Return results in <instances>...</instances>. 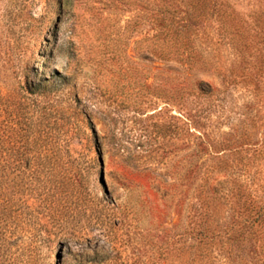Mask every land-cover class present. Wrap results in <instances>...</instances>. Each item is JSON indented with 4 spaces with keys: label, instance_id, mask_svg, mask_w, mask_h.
<instances>
[{
    "label": "rangeland",
    "instance_id": "374dc122",
    "mask_svg": "<svg viewBox=\"0 0 264 264\" xmlns=\"http://www.w3.org/2000/svg\"><path fill=\"white\" fill-rule=\"evenodd\" d=\"M0 97L79 183L0 264H264V0H0Z\"/></svg>",
    "mask_w": 264,
    "mask_h": 264
},
{
    "label": "trees",
    "instance_id": "16d2710c",
    "mask_svg": "<svg viewBox=\"0 0 264 264\" xmlns=\"http://www.w3.org/2000/svg\"><path fill=\"white\" fill-rule=\"evenodd\" d=\"M36 86V91H41L43 85ZM26 100L19 97L8 104L0 97V237L8 243L26 227L45 229V239L52 240L56 228L52 222L61 213L55 206L60 197L57 191H76L79 186L73 171L58 170L61 162H73L75 157L54 127L56 121L48 120L44 111H24ZM22 174L26 178L25 193L19 189ZM33 191L46 193L35 196ZM32 197L40 204L29 203ZM263 216L264 202L249 217L254 224ZM43 218L50 221V226L42 223Z\"/></svg>",
    "mask_w": 264,
    "mask_h": 264
}]
</instances>
